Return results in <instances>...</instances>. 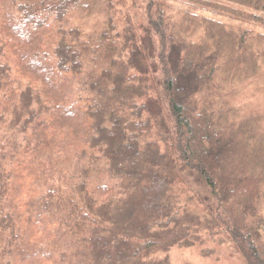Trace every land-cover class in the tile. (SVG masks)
<instances>
[{"label":"trees","instance_id":"trees-1","mask_svg":"<svg viewBox=\"0 0 264 264\" xmlns=\"http://www.w3.org/2000/svg\"><path fill=\"white\" fill-rule=\"evenodd\" d=\"M218 236L264 264V0H0V264Z\"/></svg>","mask_w":264,"mask_h":264},{"label":"rangeland","instance_id":"rangeland-1","mask_svg":"<svg viewBox=\"0 0 264 264\" xmlns=\"http://www.w3.org/2000/svg\"><path fill=\"white\" fill-rule=\"evenodd\" d=\"M192 193H190L191 195ZM189 194L182 192L183 203L195 211V202L186 201ZM192 203V204H191ZM191 204V206H190ZM209 252L207 255L204 252ZM171 260L177 264H244L241 257L233 251L224 237L218 236L208 239L203 245L192 247H174L168 252Z\"/></svg>","mask_w":264,"mask_h":264}]
</instances>
